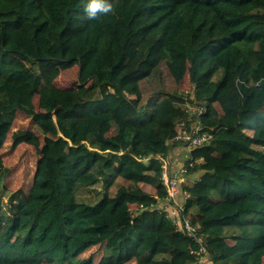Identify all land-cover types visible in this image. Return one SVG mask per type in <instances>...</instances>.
<instances>
[{
  "label": "trees",
  "instance_id": "obj_1",
  "mask_svg": "<svg viewBox=\"0 0 264 264\" xmlns=\"http://www.w3.org/2000/svg\"><path fill=\"white\" fill-rule=\"evenodd\" d=\"M110 2L89 17L86 0H0V264H191L151 206L181 123L210 135L182 188L211 264H262L264 0ZM71 66L76 89L58 81ZM32 126L31 182L12 191L4 157Z\"/></svg>",
  "mask_w": 264,
  "mask_h": 264
},
{
  "label": "built area",
  "instance_id": "obj_2",
  "mask_svg": "<svg viewBox=\"0 0 264 264\" xmlns=\"http://www.w3.org/2000/svg\"><path fill=\"white\" fill-rule=\"evenodd\" d=\"M73 88L76 89V86H73ZM190 110L193 111L192 108ZM209 137L210 135L200 131L198 126H191L189 129H185L184 124L181 123L175 139L181 141L180 146L187 147L192 152L194 148L202 147L206 144ZM169 153L166 155L160 153L155 156L161 162V179L165 188V196L157 198L151 206L158 208L188 242L193 241L196 244L195 248L188 246L185 251V255L191 264H211L199 228L193 225L191 217L184 212V204L189 194L182 188L183 183L189 176L190 169L199 160L202 161L204 155L197 156L191 154L178 170L172 172L169 168Z\"/></svg>",
  "mask_w": 264,
  "mask_h": 264
},
{
  "label": "rangeland",
  "instance_id": "obj_3",
  "mask_svg": "<svg viewBox=\"0 0 264 264\" xmlns=\"http://www.w3.org/2000/svg\"><path fill=\"white\" fill-rule=\"evenodd\" d=\"M153 32L150 31L145 39L141 42L138 47L137 53L135 57L127 64V66L123 69V73L131 71L135 68L136 64L143 57L145 48L153 39ZM77 80V67L71 66L63 70L62 74L59 76V83L64 84L66 86H76ZM186 85L183 88H187ZM28 121L26 120H17L15 123V127L24 128L28 125ZM34 136L33 138L26 142L22 143L17 147L13 152L7 153L4 157V166L6 168V174L4 175V182L8 189L15 191L19 187H27V185L31 182V176L34 169L35 160L39 154L40 146L43 142L42 133L36 126H32ZM101 129L103 130V134H107L110 141H115L116 143H127L128 142V134L126 133V129L124 132L121 131L120 134L113 135L111 133V129L108 127L107 122L104 119H101ZM111 136V137H110ZM182 146H177L176 148H180ZM166 237H162V241L166 244L172 243V240H166ZM167 239V238H166ZM96 256V254H95ZM262 264H264V256H262Z\"/></svg>",
  "mask_w": 264,
  "mask_h": 264
},
{
  "label": "crops",
  "instance_id": "obj_4",
  "mask_svg": "<svg viewBox=\"0 0 264 264\" xmlns=\"http://www.w3.org/2000/svg\"><path fill=\"white\" fill-rule=\"evenodd\" d=\"M109 118H110V116H104L101 119H104L107 122V120ZM120 126H121V131L124 132L125 129H126V131H127L126 133L128 134V127H126L125 125H122V124ZM101 132L103 133L102 129H101ZM128 141H129V135H128ZM112 142H115V141H112ZM119 144H121V143L119 142ZM191 154H192L191 150L188 149L187 147H184V146H182L180 148H174L173 150H171L170 153H169V158H170L169 168H170V170L172 172H174L175 170H178L182 166V164L185 162V160ZM206 158H205V155H204V159H206ZM166 238H165V241L166 240H172L173 241L172 243H168V244L173 245V246L177 247L178 249H180L182 251H186L188 246H189L188 240L185 237L181 236V235L178 236V237H166Z\"/></svg>",
  "mask_w": 264,
  "mask_h": 264
},
{
  "label": "clouds",
  "instance_id": "obj_5",
  "mask_svg": "<svg viewBox=\"0 0 264 264\" xmlns=\"http://www.w3.org/2000/svg\"><path fill=\"white\" fill-rule=\"evenodd\" d=\"M113 9L110 0H86L84 11L89 17H94L98 12L109 13Z\"/></svg>",
  "mask_w": 264,
  "mask_h": 264
}]
</instances>
